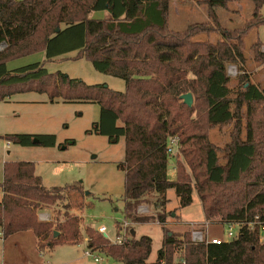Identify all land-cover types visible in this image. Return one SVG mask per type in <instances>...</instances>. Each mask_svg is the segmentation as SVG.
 <instances>
[{"label": "trees", "instance_id": "1", "mask_svg": "<svg viewBox=\"0 0 264 264\" xmlns=\"http://www.w3.org/2000/svg\"><path fill=\"white\" fill-rule=\"evenodd\" d=\"M252 1L253 17L240 28L222 26L214 9L225 8L226 0H207V22L173 30L166 0H0V44L11 50L0 53V100L35 90L46 93L50 101L99 105L98 119L87 132L107 136L110 143L123 137L125 218L141 224L156 219L161 225L159 263L264 264L258 226L264 222V85L254 84L242 72L238 86L231 89L226 70L228 63H244L248 34L254 32L252 47L261 43L257 29L264 25V0ZM98 11L105 16H91ZM16 50L23 53L13 55ZM42 51L46 60L76 51L72 59L84 58L96 71L122 79L124 90L87 84L61 71L51 73L39 62L6 67L9 60ZM187 92L193 96V107L181 98ZM230 122L228 141L220 146L210 140V129ZM174 135L179 137L183 161L166 151ZM0 138L21 146L56 145L54 134ZM170 159L174 180L167 178ZM0 187L4 239L30 230L39 249L79 243L77 216L66 211L61 220L38 218L40 209L64 199L66 191L83 193L79 183L46 188L32 161L15 160L4 162ZM170 188L181 207L191 204L196 191L205 222L240 223L237 236L218 244L194 243L186 234L179 239L168 232L164 207ZM151 195L156 215H136V207L149 203ZM85 233L86 248H102L115 261L143 264L151 253L148 235L118 244L91 226ZM177 248L183 256L174 260Z\"/></svg>", "mask_w": 264, "mask_h": 264}, {"label": "rangeland", "instance_id": "2", "mask_svg": "<svg viewBox=\"0 0 264 264\" xmlns=\"http://www.w3.org/2000/svg\"><path fill=\"white\" fill-rule=\"evenodd\" d=\"M166 1L169 6V27L173 30H183L190 24L204 23L208 20L207 0ZM214 10L222 26L229 29L240 28L252 19L254 3L252 0H226L225 8L215 7ZM260 13H264V4ZM102 14L103 11H98L92 16L101 17ZM257 32L261 40L257 47L251 46L255 38L254 32L246 36L244 63H228L226 66L231 89L238 86L237 77L242 72H245L249 81L254 84L264 85V25L260 26ZM7 51L11 50H8L5 43H1L0 53L7 54ZM20 52L23 53L17 51L12 54L18 55ZM75 54L76 51H71L46 60L43 51L35 52L9 60L6 67L12 70L39 62L51 73L61 71L87 84H105L114 90H124L122 79L96 71L90 61L84 58L72 59ZM191 106H194V99ZM98 116L97 103L81 100L64 101L60 98L50 101L46 93L35 90L15 92L0 100V136L29 133L54 134L56 137V145L52 147L21 146L13 143L7 146V141L0 138V182L3 179L2 160H24L34 163L35 174L41 177L46 188L79 183L83 190V193L75 190L66 191L64 199L53 205L44 206L38 213V216H44L42 219L61 220L66 211L77 216L80 219L79 243H63L39 249L37 239L31 231L17 232L5 239L0 236V264H125L107 256L102 248L93 249L95 252L93 255L100 257V261H94L92 256L85 254L87 226L94 228L97 233L98 227L104 226L112 241L116 235H120L124 220L127 223L122 231L125 237L131 239L148 235L152 239L151 253L143 264H162L157 262V255L164 235L157 220L152 219L141 224L125 218L124 170L121 164L124 158L123 137L116 143H110L107 136L87 132ZM232 128L233 122L214 127L209 130V138L221 146L228 141ZM177 150L175 149L173 155L174 160L183 161L179 153L180 146ZM185 168L189 172V168L187 166ZM167 178L175 179V164H169ZM1 191L0 187V193ZM166 195L168 202L164 211L167 214L165 227L168 232L179 239H183L182 236L186 234L191 241L192 232L195 230H202L208 239H227V226L224 223L218 219L205 222L196 191L192 193L193 201L186 207L179 205L173 188L168 189ZM149 199V203H141L136 207V215H156L158 210L154 206L153 195ZM233 230L235 232L237 229ZM182 256V251L178 248L173 253L174 260H179Z\"/></svg>", "mask_w": 264, "mask_h": 264}, {"label": "built area", "instance_id": "3", "mask_svg": "<svg viewBox=\"0 0 264 264\" xmlns=\"http://www.w3.org/2000/svg\"><path fill=\"white\" fill-rule=\"evenodd\" d=\"M166 147H167L166 151H167L168 155L173 156L175 154V149L177 150L179 148V137L177 135L169 137ZM43 217L44 216H42V215L38 216L39 220H41V221L50 220V218L49 219H42ZM122 223H123V226L121 228L122 230L120 229V231H121L120 235L119 234L116 235L115 239L112 241L108 237V234L106 232V228L104 226H99L97 230L99 233H101L103 235L105 234L106 237L111 241V243L120 244V243H123L124 241H126L127 239H130V238L125 237V235L123 234L124 232L122 233V231H124V228L127 226V223L125 220ZM224 224L227 226V234H228L227 239H224V240H220L217 238L208 239L207 235H205L202 230H195L192 232V242H194V243L210 242V243L218 244V243H220V241H230L231 239L235 238L239 232V228L241 226L240 223H224ZM249 225L251 226L252 224L250 223ZM258 226H259V240L261 242H264V222H258ZM233 229H237L235 231L236 233L234 232ZM93 253H95L93 251V249L91 250L90 248H87L85 250V254L88 256H92L94 261H100L101 258L95 254L93 255Z\"/></svg>", "mask_w": 264, "mask_h": 264}, {"label": "water", "instance_id": "4", "mask_svg": "<svg viewBox=\"0 0 264 264\" xmlns=\"http://www.w3.org/2000/svg\"><path fill=\"white\" fill-rule=\"evenodd\" d=\"M181 98L182 100L184 101V103L187 105V106H191L192 103H193V97H192V94L190 92H187L185 94H182L181 95ZM169 163L171 164L172 163V160L170 159L169 160ZM133 232V231H132ZM58 233L57 232H54V235L56 236ZM104 236L106 237V235L104 234Z\"/></svg>", "mask_w": 264, "mask_h": 264}, {"label": "crops", "instance_id": "5", "mask_svg": "<svg viewBox=\"0 0 264 264\" xmlns=\"http://www.w3.org/2000/svg\"><path fill=\"white\" fill-rule=\"evenodd\" d=\"M93 13H94V12L91 13V16L93 15ZM104 14H105V12H104ZM104 14H102L101 17H102ZM94 16H95V15H94ZM94 16H92V17H94ZM101 17H95V18H101ZM6 145H7V146H10V142H6ZM4 162H6V160H2V163H4ZM2 165H3V164H2ZM1 181H2V180H1ZM166 196H167V195H166ZM1 198H2V191H1V193H0V200H1ZM192 201H193V197H192ZM174 214H175V213H172V215H174ZM179 217H180V214H179ZM203 217H204V216H203ZM180 218H181V217H180ZM181 220H182V219H181ZM204 220H205V219H204ZM182 222H187V221H182ZM189 222H190V221H189ZM27 231H30V230H27ZM132 231H133V230H131L130 233H132ZM31 232H32V231H31ZM32 233H33V232H32ZM0 236H1V235H0Z\"/></svg>", "mask_w": 264, "mask_h": 264}]
</instances>
